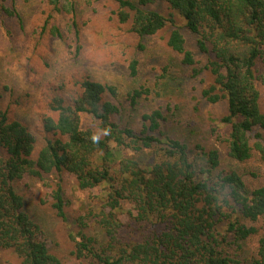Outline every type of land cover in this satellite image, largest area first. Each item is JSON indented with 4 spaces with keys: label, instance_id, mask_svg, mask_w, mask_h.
<instances>
[{
    "label": "trees",
    "instance_id": "obj_1",
    "mask_svg": "<svg viewBox=\"0 0 264 264\" xmlns=\"http://www.w3.org/2000/svg\"><path fill=\"white\" fill-rule=\"evenodd\" d=\"M5 1L0 2L3 17L15 18L21 25L14 0ZM45 1L55 12L73 8L61 0ZM115 1L118 19L130 21L129 31L140 38L169 23L167 46L181 55L184 65L193 66L195 53L181 27L149 6L164 2L180 15L184 28L194 35V46L206 55L194 74L207 70L212 76L201 97L226 105L220 121L228 125L223 139L228 155L245 161L256 151L264 162V109L257 87L258 81L264 82V0ZM51 18L47 15L41 33L62 38V30ZM138 47L144 49L142 43ZM128 68L130 76H136L137 59H131ZM81 88L70 104L59 96L50 100L48 108L54 115L44 118L43 129L52 137L36 155L35 137L28 126L10 118L0 106V248L12 249L21 259L18 264H62L49 250L39 223L25 210L14 181L24 174L43 178L66 172L82 190L108 183L105 194L95 201L96 209L76 217L77 230L70 233L75 259L89 258L94 264H241L227 248L236 252L242 240L257 231L244 219L256 221L264 215V185L248 187L236 169H219L221 153L216 147L198 143L199 151L193 154L186 141L163 130L166 117L160 107L141 112L140 127L135 128L123 123L119 102L104 98L116 96L114 85L86 77ZM150 91L143 85L132 88L127 94L129 106L135 107ZM82 115L96 121V129L83 128ZM112 144L133 153H151L153 160L147 163L122 154L115 171L94 163L95 154H109ZM51 198V208L66 220L60 183L52 187ZM125 206L128 222L118 211ZM91 220L101 228L105 241L85 231ZM132 221L146 225L140 239L131 235ZM251 264H264V236L258 239Z\"/></svg>",
    "mask_w": 264,
    "mask_h": 264
},
{
    "label": "rangeland",
    "instance_id": "obj_2",
    "mask_svg": "<svg viewBox=\"0 0 264 264\" xmlns=\"http://www.w3.org/2000/svg\"><path fill=\"white\" fill-rule=\"evenodd\" d=\"M0 2L6 3L5 0ZM61 2L72 5V11L55 12L45 0H14L23 19L21 25L15 18H4L0 10V106L8 111L10 118L22 121L33 133L34 155L46 139L52 137L43 129L44 118L54 115L48 108L50 100L59 96L64 103H72L82 93V80L88 77L116 87L115 97L106 94L104 98L121 104L124 124L139 128L141 112L160 107L166 117L162 123L163 130L186 141L194 149L193 154L199 151L195 147L198 143L205 148L216 147L221 153L219 169H236L248 187L264 185V162L256 151L245 161L234 160L228 155L227 143L223 140L227 136L228 125L220 121L226 113V105L224 101L211 103L201 97V89L212 81V76L207 70L194 74L193 69L203 66L206 55L194 46V35L184 28L180 15L164 2L149 6L166 17H172L181 27L189 48L195 53L197 61L193 66L184 65L181 55L167 46L171 30L169 23L155 34L140 38L129 31L130 21L118 19L115 0ZM49 14L62 30V38L41 33V26ZM139 43L144 45V49H139ZM133 58L138 61L139 72L131 77L128 65ZM139 85L151 91L131 108L127 94ZM257 87L260 105L264 109V82L258 81ZM81 123L83 128L96 129L97 122L85 115L81 116ZM262 135L264 137V131ZM112 145L109 154L96 153L94 163H104L115 171L122 154L141 158L147 163L153 160L151 153H133ZM57 182L62 185L66 200L67 219L63 221L50 206L51 189ZM107 184L103 182L90 190H82L74 176L66 172L47 174L43 178L24 174L14 181L16 191L24 198L25 210L39 223L49 250L60 258L62 264H94L89 258H74L71 254L74 241L70 233L75 234L77 230L76 217L79 214L90 208L96 209L95 201L105 194ZM126 207L118 211L123 221L128 222ZM244 220L254 225L257 231L242 240L236 252L231 248L227 251L241 264H251L258 239L264 236V215L256 221ZM145 226L132 221L131 235L140 239ZM85 231L96 236L99 242L105 241L104 233L93 220L89 221ZM20 260L12 249L0 248V264H18Z\"/></svg>",
    "mask_w": 264,
    "mask_h": 264
},
{
    "label": "clouds",
    "instance_id": "obj_3",
    "mask_svg": "<svg viewBox=\"0 0 264 264\" xmlns=\"http://www.w3.org/2000/svg\"><path fill=\"white\" fill-rule=\"evenodd\" d=\"M85 55L87 56V55H88V53H85Z\"/></svg>",
    "mask_w": 264,
    "mask_h": 264
}]
</instances>
